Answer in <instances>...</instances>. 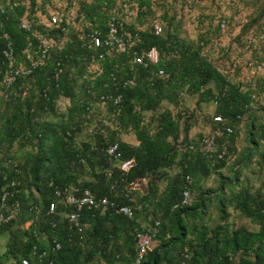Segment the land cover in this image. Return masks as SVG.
<instances>
[{"label":"trees","instance_id":"obj_1","mask_svg":"<svg viewBox=\"0 0 264 264\" xmlns=\"http://www.w3.org/2000/svg\"><path fill=\"white\" fill-rule=\"evenodd\" d=\"M137 2L140 13L150 10L149 0ZM1 4L5 11L0 12V82L8 66L2 53V32H6L12 40L16 65L24 56L28 39L33 38L31 30L56 37L64 35L68 25L66 21L61 26L50 28L44 22L38 25L32 22L28 31L21 26L25 6L20 2L15 6L8 5L4 0ZM112 6V0L81 4L78 16L90 25L87 31L96 29L103 36L106 21L114 14L110 10ZM123 23V31L131 30L128 52L104 53L102 47L91 48L88 39L84 41L77 33H71L65 44L54 49L46 63L30 75L17 78L8 89L0 83V89L7 93V97L0 94L6 103L0 113V191L7 179H15L19 182V198L23 203L18 218L3 224H16L21 231L15 232L9 253L5 257L0 256V263H4L9 255L13 260L30 257L34 244L39 248H49L55 239L60 248L53 252L49 249L45 258L47 262L52 259L53 264H136L138 247L135 234L145 231L148 226H142L137 218L134 191L138 189L132 190L129 183L145 178L146 181L141 184L143 189L146 188L143 199L153 200L155 190H151L148 183L154 181L155 175L162 169L171 167L180 153L178 149L184 147L186 160L183 170L167 181L153 209L158 216L151 225L159 220L154 238L162 242L150 248L138 264H264V193L259 189L252 191L248 186H240L220 200L221 207L233 206L255 223L257 230L244 226L230 229L226 223L209 230L201 225L197 235L188 238L185 219L200 216L205 205L201 200L193 205L189 201L182 203L183 190L189 188L190 200L196 187L192 176L201 174L208 177L221 169L229 156L234 154L235 124L241 120L250 103L256 100L261 72L255 74V81L241 82L236 75V81L231 82L233 72L229 67L220 69L208 59L203 51L206 40L202 37L196 40L177 38L169 30L155 34L153 28L134 30L125 21ZM247 36L245 43L250 48L257 49L258 44H264L259 40L250 46L246 42ZM152 46L158 49L159 60L147 65L134 64L131 69L132 52H142ZM101 52L104 53L102 57L99 56ZM92 65L96 66L91 72L93 77L84 78L85 68ZM58 68L61 71L55 76ZM159 69L164 70L166 76L158 75ZM128 79H133V83L124 85ZM186 91L200 94L205 101L215 103L214 114L224 116L226 124L233 129L232 133L217 136L213 151L207 154L195 145L205 133L193 137L187 127L180 128V118L186 114L185 110H179L176 117L169 108L159 111L164 101L177 106ZM104 93L120 95V100L117 103L111 99L101 100L100 95ZM59 96L70 99L67 116L48 120L44 116L55 115ZM96 101L104 103L108 110L115 113L117 124L113 130H107L108 136L98 134L96 145L91 142L78 144V128L73 119L88 112ZM146 113H151V117L155 115L154 127L145 122ZM214 114L209 118L210 127L224 126L214 122ZM5 118L10 121L4 123ZM120 131L131 132L138 143L130 144L119 139ZM251 133L257 135L255 141L264 140V123ZM114 141L119 142L121 160L134 159V164L126 172L120 169L121 160H111L106 154V147ZM15 142L22 149L27 145L36 149L31 162L24 165L17 162L18 172L6 162L8 158L15 161V154L3 151L5 143L11 147ZM190 144L195 147L190 148ZM223 146L227 147V152L219 159L217 153ZM187 176L190 181L186 180ZM67 185L88 187L96 197L106 196L119 204H129L133 216L127 217L112 208L104 212L84 210L80 217L82 232L70 228L68 220L62 216L55 217L56 224L53 226L45 206L52 198L55 186ZM26 187L34 188L39 196L30 192L26 194ZM30 202L38 203L41 211L37 225L27 229L22 225L33 215L28 210ZM61 208L59 204L58 210Z\"/></svg>","mask_w":264,"mask_h":264},{"label":"rangeland","instance_id":"obj_2","mask_svg":"<svg viewBox=\"0 0 264 264\" xmlns=\"http://www.w3.org/2000/svg\"><path fill=\"white\" fill-rule=\"evenodd\" d=\"M4 1L8 2L10 0ZM19 1L25 6L24 20L29 23L33 22L36 25L40 22H46L48 13L51 11L55 9L63 11L68 25L64 35L54 37L57 48L65 44L71 37V33H77L84 41L88 39L89 31L86 28L90 25L87 21H82V16L79 17L78 13L81 4L92 3L95 0H77L76 5H73L69 0ZM149 1L150 10H146L143 14L139 11L137 0H112L113 8L110 10L134 30H151L158 24L162 27V33L169 30L171 33H175L177 38L196 40L202 37L206 40L204 53L220 69L226 70L232 62L243 63L250 59L264 58V44H258L257 49H254L246 46L245 43L247 35L256 36L264 30V0ZM223 18L227 21V24L224 28H221L219 20ZM130 31V29L127 30V32ZM93 68H96V66L86 67L84 72L82 71L84 78L93 77L91 73ZM236 75L235 72L230 75L231 82L236 81ZM259 76L260 84L258 89L256 88L257 98L250 103L241 120L235 124V136L232 142L235 148L234 154L229 156L221 169L212 172L208 177H203L201 174H197L196 177L192 176V180L196 181V187L192 191L189 202L193 205L197 200H201L204 202L205 210L196 218L188 216L185 219L188 238H194L201 230V225H205L209 230L222 223H226L230 229L239 226H244L249 230H257L258 228L255 223L233 206L221 207L220 200H224L240 186H248L252 191L259 189L264 193V140L255 141L257 135L251 133L252 131L255 132L261 123H264V71ZM213 90L215 89L213 88ZM0 94H4L3 89H0ZM69 105L70 99L68 97L59 96L56 99L55 115L49 114L44 117L48 120L65 118ZM5 106L6 103L0 97V113ZM215 106V103L205 101L200 94H191L186 91L183 92L181 101L177 106L164 101L159 111L169 108L176 117L179 110H185L186 114L180 118V128L187 127L190 136L198 137L209 131V118L214 114ZM145 118V122H150L151 127H154L155 115L153 114V117H151V113H146ZM9 121V118H5L4 123ZM73 121L78 128L77 143L91 142L92 145H96L95 143L99 139L98 134L108 136L109 132L107 133V130H113L117 124L115 113L108 110L107 106L99 101L94 102L88 112L74 117ZM126 134L132 133L120 131L118 134L119 139L122 136L126 138ZM178 150L180 153L176 157L175 163L171 167L162 169L158 175H155V180L148 183L147 186L151 190H155L153 200L143 199L146 188L143 189L141 185V189L134 191V204L138 212L137 218L142 226H150L158 216L153 210L155 202L162 196L167 181L183 170L186 160V156L183 154L185 148L181 147ZM3 151L15 154V161L23 165L31 162L36 153L35 148L27 145L22 149L17 142L13 143L11 147H8V144L5 143ZM25 192L26 194L33 193L36 197L39 196L34 188L26 187ZM164 222L167 223V220L165 219ZM17 230L21 231L16 224L0 226L1 257H5L9 253L11 240ZM161 242V239L154 238L151 249L159 246ZM12 260L9 255L4 263H10Z\"/></svg>","mask_w":264,"mask_h":264},{"label":"built area","instance_id":"obj_3","mask_svg":"<svg viewBox=\"0 0 264 264\" xmlns=\"http://www.w3.org/2000/svg\"><path fill=\"white\" fill-rule=\"evenodd\" d=\"M73 5H76L77 0H69ZM19 0L8 1V5L15 6L19 4ZM21 3V2H20ZM5 7L0 3V12L3 13ZM67 18L62 10L55 9L48 13L46 22L44 24L47 27L53 28L65 24ZM227 21L223 18L219 20V26L224 28ZM21 26L28 31L31 28V24L26 20L21 21ZM63 28V26H62ZM124 23L115 14L111 15L106 21V30L103 36L99 30H93L88 33V46L91 48L102 47L104 53H124L130 49L128 37L131 35L130 32L123 31ZM33 38H29L27 46L24 50V56L22 60L17 61L15 65V51L10 36L6 32H2L1 36L4 40V47L2 50L5 61H7V68L5 69L4 75L1 79V85L5 89L10 88L17 78L30 75L37 67L44 65L47 59L50 57L51 52L57 48L55 38L52 35L45 34L38 30H31ZM155 34L162 33V27L158 24L154 26ZM264 41V30L256 34V36L248 35L247 44L252 46L256 41ZM103 52L99 53L102 57ZM131 59V69L134 64L147 65L148 63H156L159 58V51L156 47L152 46L142 52L133 51ZM238 70L237 78L241 82L255 81V74L257 72L264 71V58L259 57L253 60H246L243 63L232 62L229 66L231 72ZM61 71L58 68L55 72V76ZM158 75L166 76L164 70L159 69ZM133 79L124 81V85L132 84ZM7 97V93L3 94ZM101 100L111 99L114 103L120 100V95H111L110 93H104L100 95ZM214 122L222 123L224 126L210 127L209 131L205 133L197 143L195 144L198 149L205 154L213 151L215 145V138L223 134L232 133L233 129L230 125L226 124L227 119L221 114L213 115ZM194 144H190V148L195 147ZM227 152V147L223 146L222 149L217 153V158H223ZM106 154L111 160H121L122 153L119 148V142L114 141L106 147ZM7 164L12 167L15 171H19L18 163L11 158L6 160ZM134 164V159L121 160L120 169L124 172L128 171ZM6 179V176H4ZM187 181H190L189 176L186 177ZM146 181L145 178L133 180L129 183L132 190L140 188L142 182ZM21 189L19 188V182L15 179H7L6 184L1 188L0 191V226L4 223H8L11 220H16L23 210V203L19 198ZM190 190L185 188L183 190L182 203L189 201ZM49 199V195H47ZM62 205L63 208L58 210V205ZM114 209L115 212L123 214L127 217L133 216V209L129 204H119L113 200H110L106 196L96 197L95 194L88 188L80 185H67V186H55L53 190V196L45 206V212L49 217V222L54 226L56 224V216H62L69 222L70 228H75L77 231L82 232V224L80 223V217L84 210H97L104 212L107 209ZM28 210L33 212V215L28 217L22 226L27 229L36 226L41 206L38 203L30 202ZM159 220H156L153 225L146 228L145 231H137L135 234L136 244L138 247L137 256L135 263L138 264L147 251L151 248V243L158 232ZM42 228V227H41ZM35 232V229H34ZM42 233L45 235V230L42 229ZM60 248V243L53 239V243L49 248H39L38 245L34 244L30 249V257L22 256L18 259L12 260L10 263L0 264H53V260L50 259L45 261L48 250L52 252Z\"/></svg>","mask_w":264,"mask_h":264},{"label":"crops","instance_id":"obj_4","mask_svg":"<svg viewBox=\"0 0 264 264\" xmlns=\"http://www.w3.org/2000/svg\"><path fill=\"white\" fill-rule=\"evenodd\" d=\"M126 138H123V136L121 137L122 140L130 143V144H137L138 143V140L135 139V135L134 134H129V135H125Z\"/></svg>","mask_w":264,"mask_h":264}]
</instances>
